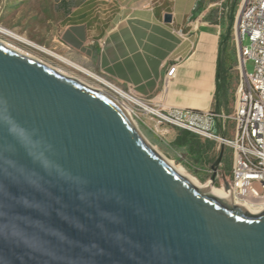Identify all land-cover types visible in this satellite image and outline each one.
Returning a JSON list of instances; mask_svg holds the SVG:
<instances>
[{"label": "water", "instance_id": "water-1", "mask_svg": "<svg viewBox=\"0 0 264 264\" xmlns=\"http://www.w3.org/2000/svg\"><path fill=\"white\" fill-rule=\"evenodd\" d=\"M170 20L165 15L164 22ZM0 101L19 124L37 129L54 146L60 164L89 181L87 203L66 185L63 191L53 188L62 203L53 205L49 217L89 248L87 264H264V210L250 214L194 186L106 92L0 42ZM12 144L0 129V147ZM220 148L210 166L211 186L218 179ZM15 158L35 167L19 146ZM220 180L229 193L225 176ZM58 211L77 219L83 230ZM0 256L7 264H42L6 241H0Z\"/></svg>", "mask_w": 264, "mask_h": 264}, {"label": "crops", "instance_id": "crops-1", "mask_svg": "<svg viewBox=\"0 0 264 264\" xmlns=\"http://www.w3.org/2000/svg\"><path fill=\"white\" fill-rule=\"evenodd\" d=\"M198 1L82 0L61 19L56 48L162 109L212 110L221 29L199 20ZM220 134L231 137V128Z\"/></svg>", "mask_w": 264, "mask_h": 264}, {"label": "built area", "instance_id": "built-area-1", "mask_svg": "<svg viewBox=\"0 0 264 264\" xmlns=\"http://www.w3.org/2000/svg\"><path fill=\"white\" fill-rule=\"evenodd\" d=\"M234 27L241 58L240 83L229 113L162 109L129 90L107 89L108 80L102 77L91 82L101 83L105 92L120 103L134 123L141 122L163 142L172 130H182L213 142L217 148H229L228 195L234 203L261 212L264 210V0H242ZM175 33L184 37L181 31ZM246 38L247 47L242 45ZM248 59L254 63L253 73L249 75L244 71ZM173 72L174 67H170L166 75L171 76ZM228 127L231 128V137L221 135L220 132L225 133Z\"/></svg>", "mask_w": 264, "mask_h": 264}, {"label": "clouds", "instance_id": "clouds-1", "mask_svg": "<svg viewBox=\"0 0 264 264\" xmlns=\"http://www.w3.org/2000/svg\"><path fill=\"white\" fill-rule=\"evenodd\" d=\"M3 104L0 101V105ZM0 129L14 142L0 147V241L27 250L40 258L42 264H87L84 254L89 248L53 226L49 217L53 205L62 203V197L55 196L53 188L63 191L66 185L70 193H78L79 199L87 203L89 181L60 164L55 158L54 146L37 129L19 124L5 107H0ZM16 146L23 149L35 167H25L18 162ZM13 188L18 191L13 192ZM34 194L41 198L37 199ZM57 215L83 230L77 219L59 211ZM100 215L110 218L104 212ZM77 248L81 251L74 254ZM0 264H7L2 256Z\"/></svg>", "mask_w": 264, "mask_h": 264}, {"label": "rangeland", "instance_id": "rangeland-1", "mask_svg": "<svg viewBox=\"0 0 264 264\" xmlns=\"http://www.w3.org/2000/svg\"><path fill=\"white\" fill-rule=\"evenodd\" d=\"M82 0H0V27L4 28L19 37L31 42L32 44L44 48L51 53L65 58L63 51L56 48L59 41L60 26L59 23L64 14L70 11L73 7L81 3ZM242 0H199L196 5V15L199 20L206 23L217 25L221 29V33L225 30L228 23V15L233 11V24L230 30V37L225 49V61L228 68V78L230 83L229 107L228 112H231L234 106L236 92L240 83V63L239 43L234 27L235 16L239 9ZM235 3L233 10L231 6ZM0 42L12 48L13 50L36 59L59 72L75 77L80 81L95 86L91 79L85 76L80 71L73 69L52 56L41 52L29 45L11 39L0 34ZM243 46H249L246 39L242 41ZM254 63L252 60H246L244 63V71L246 74H252ZM225 112L224 113H228ZM136 126L144 136V138L160 153L166 160L170 161L175 167L179 168L184 174L195 180L197 183L206 185L212 176L210 166L217 158L220 149L213 143L211 149L205 150L202 155L201 164L196 163L192 159V155L183 154L182 150L176 148L171 142L173 136L166 138L163 142L158 137L154 136L147 126L141 122H136ZM232 128V125L229 124ZM172 134L176 130H172ZM200 143L206 141L198 140ZM226 153V158L221 160L218 167V179L212 187L222 189V181L220 176H225L229 180V170L231 165V150L223 148ZM178 155L181 157L179 158ZM223 170L228 173L224 174Z\"/></svg>", "mask_w": 264, "mask_h": 264}, {"label": "trees", "instance_id": "trees-1", "mask_svg": "<svg viewBox=\"0 0 264 264\" xmlns=\"http://www.w3.org/2000/svg\"><path fill=\"white\" fill-rule=\"evenodd\" d=\"M235 2V0H234ZM235 7V3L231 6V9ZM233 11L228 15V23L219 36L216 70H215V92H214V103L212 110L219 112H228L229 107V94H230V83L228 78V68L226 67L225 61V49L227 42L230 37V30L233 24L234 16ZM229 113V112H228ZM199 138L189 132L177 130L176 136L171 142L176 148L182 150L183 154L190 153L192 159L201 164L202 155L205 150L211 149L213 142L206 141V143H200ZM201 140V139H200ZM226 158V153L223 152V159ZM224 174L228 173L227 170H223Z\"/></svg>", "mask_w": 264, "mask_h": 264}, {"label": "bare ground", "instance_id": "bare-ground-1", "mask_svg": "<svg viewBox=\"0 0 264 264\" xmlns=\"http://www.w3.org/2000/svg\"><path fill=\"white\" fill-rule=\"evenodd\" d=\"M0 34L2 35H5L11 39H14L16 41H19V42H22L26 45H29L41 52H44L50 56H52L53 58L59 60L60 62L66 64L67 66L73 68V69H76L78 71H80L81 73H83L85 76L89 77L91 80H100V76H97L77 65H75L74 63L70 62L69 60L65 59V58H62L60 56H58L57 54L55 53H51L50 51L44 49V48H41V47H38L34 44H32L31 42L25 40L24 38L22 37H19L17 36L16 34L4 29V28H1L0 27ZM6 46V45H5ZM8 47V46H6ZM10 48V47H8ZM12 49V48H10ZM13 50V49H12ZM15 51V50H14ZM17 52V51H16ZM19 53V52H18ZM31 58V57H30ZM58 71V70H57ZM59 72V71H58ZM61 73V72H60ZM63 74V73H62ZM65 75V74H64ZM94 88H97V89H100L102 91L105 92V88L102 87L101 83H96L95 86H93ZM107 89H112V91H121V88L117 87L116 85H114L113 83L111 82H107ZM119 103V102H118ZM120 104V103H119ZM129 115V114H128ZM130 117V116H129ZM131 118V117H130ZM136 125V123H134ZM137 127V126H136ZM154 148V147H153ZM155 149V148H154ZM156 150V149H155ZM157 151V150H156ZM158 152V151H157ZM160 154V153H159ZM161 155V154H160ZM163 157V156H162ZM169 165L177 172L179 173L180 175H182L183 177H185L186 179H188L194 186H197V187H200L202 188L203 190H205L206 192L212 194L213 196L217 197L218 199H220L223 203H226V204H231V205H236L242 209H244L246 212L250 213V214H258L259 212L257 211H253L243 205H239V204H236L234 203L231 198L229 197L228 193L225 192L223 189H220V188H215V187H212L209 183H206V185H202V184H199L197 183L195 180H193L192 178H190L189 176H187L186 174H184L179 168L175 167L170 161L166 160Z\"/></svg>", "mask_w": 264, "mask_h": 264}]
</instances>
